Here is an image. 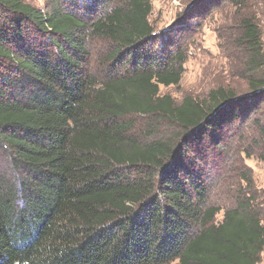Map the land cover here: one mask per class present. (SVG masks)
<instances>
[{
	"label": "trees",
	"instance_id": "trees-1",
	"mask_svg": "<svg viewBox=\"0 0 264 264\" xmlns=\"http://www.w3.org/2000/svg\"><path fill=\"white\" fill-rule=\"evenodd\" d=\"M198 1L158 38L150 0H0V264H264L254 199L220 222L210 203L234 130L251 122L264 151V0L209 5L233 22L245 92L176 103L160 87L182 79ZM89 38L109 49L98 72Z\"/></svg>",
	"mask_w": 264,
	"mask_h": 264
},
{
	"label": "rangeland",
	"instance_id": "rangeland-1",
	"mask_svg": "<svg viewBox=\"0 0 264 264\" xmlns=\"http://www.w3.org/2000/svg\"><path fill=\"white\" fill-rule=\"evenodd\" d=\"M21 1L44 10L52 0ZM150 1L152 12L149 21L155 36L159 38L181 27L180 20L186 14V9L195 0ZM212 1L200 0L197 2V4L199 3L198 11L202 14L201 16L195 14L197 25L190 33L191 37L188 40L185 63L182 66V79L179 85L160 87L161 94L169 95L176 103H180L186 96L205 98L210 89L227 84L240 87V90L245 92V84L237 74V67L240 63L236 60L237 49L232 42L235 38L233 22L225 20L218 11L209 10ZM59 2L66 9H77L79 12L87 7L85 6L86 0H59ZM261 24L264 33V19ZM219 33L223 35L222 38L218 37ZM88 48L91 69L98 72L101 69L100 62L109 51L108 46L103 41L89 38ZM229 63L232 65H228ZM261 121L264 123V117ZM156 125L159 124L154 119H136V132L141 134L145 127L152 128ZM164 129H166V125H161L159 128L161 131ZM233 133L232 138L226 139L225 142L227 146L223 153L225 157L227 155V158L224 162L220 161L222 162L221 170L217 177L212 178L210 203L221 208L216 216V221L220 222L224 211L234 207L237 200L249 199L251 201L254 199L253 204L250 205L259 214L264 224V160L262 159L264 151L253 142L255 139L258 140V137L251 122L244 128L239 127L234 130ZM241 172L250 174V186L241 179ZM248 192L253 198H248ZM262 260H264V254Z\"/></svg>",
	"mask_w": 264,
	"mask_h": 264
}]
</instances>
